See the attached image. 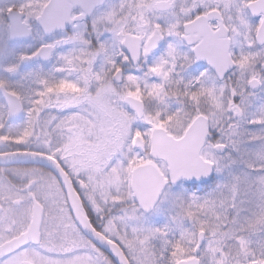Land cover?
<instances>
[{
    "label": "snow or ice",
    "instance_id": "obj_1",
    "mask_svg": "<svg viewBox=\"0 0 264 264\" xmlns=\"http://www.w3.org/2000/svg\"><path fill=\"white\" fill-rule=\"evenodd\" d=\"M0 264H264V0H0Z\"/></svg>",
    "mask_w": 264,
    "mask_h": 264
}]
</instances>
